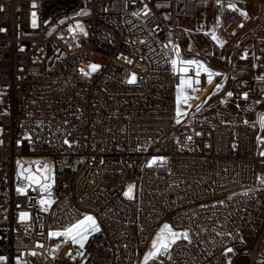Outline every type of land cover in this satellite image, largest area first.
I'll return each instance as SVG.
<instances>
[{
	"label": "built area",
	"instance_id": "1",
	"mask_svg": "<svg viewBox=\"0 0 264 264\" xmlns=\"http://www.w3.org/2000/svg\"><path fill=\"white\" fill-rule=\"evenodd\" d=\"M200 1L0 0V264H144L164 224L189 239L148 264H264V112L245 123L180 107L175 122L171 60ZM210 1L212 41L249 39L264 102V35L252 32L264 0ZM24 156L42 159L39 177L52 162L51 195L17 174ZM85 215L99 231L57 251L51 233Z\"/></svg>",
	"mask_w": 264,
	"mask_h": 264
},
{
	"label": "rangeland",
	"instance_id": "2",
	"mask_svg": "<svg viewBox=\"0 0 264 264\" xmlns=\"http://www.w3.org/2000/svg\"><path fill=\"white\" fill-rule=\"evenodd\" d=\"M213 2L210 0L200 1L196 18L193 20L181 19L182 30L178 34L173 57L177 60L175 76L180 94V107L185 111L197 112V114L216 120L240 121L257 123L264 112V102L257 103L252 97L250 80L253 77V61L250 51V41L236 37L225 47H219L211 39ZM82 30V28H81ZM253 33L264 35V21L259 20L258 26L252 27ZM207 33V34H206ZM178 53V55H177ZM246 54L247 58L242 59ZM185 59H195L221 75L214 76L208 82L207 74L201 70L198 91L189 93L181 86V78L187 80L194 77L196 66H187L182 63ZM187 68L188 71H182ZM222 85L217 89V85ZM228 92L233 95L229 97ZM247 93V99L242 97ZM191 96L185 99L186 96ZM199 106V111H197ZM263 116V115H262ZM42 159L33 156H24L16 161L17 174L25 179L30 188L41 187L52 178L53 166L39 168L40 177L33 172V165ZM34 176L39 183H35L25 177ZM57 251L67 252L73 245L71 239L61 236ZM57 238H54L56 241ZM75 245V244H74Z\"/></svg>",
	"mask_w": 264,
	"mask_h": 264
},
{
	"label": "snow or ice",
	"instance_id": "3",
	"mask_svg": "<svg viewBox=\"0 0 264 264\" xmlns=\"http://www.w3.org/2000/svg\"><path fill=\"white\" fill-rule=\"evenodd\" d=\"M217 2H219V0H217ZM229 7L232 8L234 11H238V9L236 8V6L234 4H230ZM240 14L242 16H247V13L243 12V11H241ZM33 16H35V13H33ZM33 26H35V22L33 23ZM76 27H80V26L77 25ZM211 37L213 40L219 39L215 35L214 32L211 33ZM177 55H178V53H177ZM246 58H247L246 54L244 56H242V59H246ZM257 59H259V58H257ZM129 63H131V61H129ZM182 63L184 65H187V66H192V65L196 66L195 71H194L195 79H193L192 77H189L187 80H185L183 77L181 78V86H183L186 90H188V92L190 94L195 93L196 91L199 90L198 87H196L195 85H199V83H200L199 77L201 75V70L207 74L208 82H211V80L214 76L221 75V73L214 72L210 68L206 67L203 64V62L195 60V59H185L182 61ZM171 65L173 68H175L177 66V60L172 59ZM89 68H90V72H84L83 73L84 75L87 76V75H90L92 72L97 71L99 66L92 64L89 66ZM81 71L83 72V69ZM182 71L187 72L188 69L183 68ZM259 79H264V77H260ZM136 81H137L136 74L133 73V74H131L130 78L127 80V83L134 84V83H136ZM221 86L222 85L218 84L217 89H219ZM179 88H180V86H178V93H177V110H176L177 119L175 121L177 124L182 123V121L179 119V117L185 115V113L182 112L180 109L181 101H180ZM227 95L229 97H231L233 94L231 92H228ZM242 97L244 99H247V93H243ZM189 98H191L190 95L185 97L186 100ZM257 103H259V101H257ZM197 111H199V106H197ZM245 123H248V122L245 121ZM260 126H261V128H264V117L261 118ZM196 135H200V133H196ZM187 139L190 141L192 139V137L188 136ZM64 143L69 144V141L66 139L64 141ZM261 155L264 156V152H262ZM164 163H166V158H164V157H153L147 166L148 167H152L153 165L163 166ZM45 168H47V166H45ZM25 178L30 180V181H33L35 183H39L37 178L34 176H28ZM261 183H264V178H261ZM50 187L51 186L48 184H43V185H41V191L42 192H48V194L51 195V193L48 191ZM134 188H135V185H130L128 187L127 191H125L123 193V195L129 199H132L133 197H132L131 193L133 192ZM17 191H20L23 193L25 191V189L24 188H18ZM245 194H247V193H245ZM45 203H47V201L41 200V204H45ZM27 215H28L27 213H22L21 217L25 218V217H27ZM94 231H99V227L96 223L95 218L91 215H85L83 219L77 220L75 223L70 224L62 232L52 233V235L67 237V238L71 239L72 243L78 244L79 247L81 249H83L84 248V242L87 240L88 234L90 232H94ZM181 238H183L184 240H188L189 239L188 233L186 231H183V232L182 231H175V230H173L172 226H170L169 224H164L162 226L160 232L158 233L157 237L152 241V245H151L152 250L149 251L148 253H146V255L144 256V264H148L149 260L157 261L162 256H167L168 258H170L171 246L174 245ZM231 251H233L231 248L226 249V252H231ZM31 254L36 255V253H34V252ZM78 254L83 255L82 252L78 253ZM159 264H163V261L160 260Z\"/></svg>",
	"mask_w": 264,
	"mask_h": 264
},
{
	"label": "bare ground",
	"instance_id": "4",
	"mask_svg": "<svg viewBox=\"0 0 264 264\" xmlns=\"http://www.w3.org/2000/svg\"><path fill=\"white\" fill-rule=\"evenodd\" d=\"M53 233H57V232H53ZM51 237H52V239H54V238H58L59 236L52 235V233H51Z\"/></svg>",
	"mask_w": 264,
	"mask_h": 264
}]
</instances>
